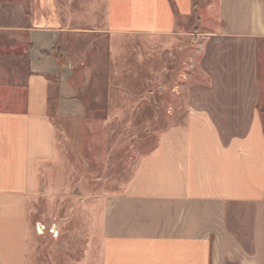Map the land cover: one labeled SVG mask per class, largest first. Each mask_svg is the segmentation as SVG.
Listing matches in <instances>:
<instances>
[{
    "label": "crops",
    "instance_id": "1",
    "mask_svg": "<svg viewBox=\"0 0 264 264\" xmlns=\"http://www.w3.org/2000/svg\"><path fill=\"white\" fill-rule=\"evenodd\" d=\"M200 18L205 31L177 30ZM99 34L194 35L205 80L124 189L99 196V248L97 231L79 264H264V0H0V264H27L58 157L52 102L58 117L82 105L67 40Z\"/></svg>",
    "mask_w": 264,
    "mask_h": 264
},
{
    "label": "rangeland",
    "instance_id": "2",
    "mask_svg": "<svg viewBox=\"0 0 264 264\" xmlns=\"http://www.w3.org/2000/svg\"><path fill=\"white\" fill-rule=\"evenodd\" d=\"M206 29L201 18L177 28ZM196 42L194 35L153 34L67 40L65 57L74 68L67 81L83 107L69 118L56 115L55 102L50 107L58 157L41 169L27 264H79L91 244L93 256L99 196L124 189L160 133L184 122L190 84L205 80L190 59ZM37 223L46 228L41 234Z\"/></svg>",
    "mask_w": 264,
    "mask_h": 264
},
{
    "label": "built area",
    "instance_id": "3",
    "mask_svg": "<svg viewBox=\"0 0 264 264\" xmlns=\"http://www.w3.org/2000/svg\"><path fill=\"white\" fill-rule=\"evenodd\" d=\"M40 226L42 228V231L44 232V230L46 229L44 225H37V231L40 232ZM55 230H56L55 227L50 228V232L52 233H57V231Z\"/></svg>",
    "mask_w": 264,
    "mask_h": 264
},
{
    "label": "bare ground",
    "instance_id": "4",
    "mask_svg": "<svg viewBox=\"0 0 264 264\" xmlns=\"http://www.w3.org/2000/svg\"><path fill=\"white\" fill-rule=\"evenodd\" d=\"M40 229H41V227H40ZM40 232L42 233V231H40ZM40 232H39V233H40Z\"/></svg>",
    "mask_w": 264,
    "mask_h": 264
}]
</instances>
